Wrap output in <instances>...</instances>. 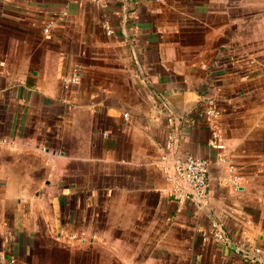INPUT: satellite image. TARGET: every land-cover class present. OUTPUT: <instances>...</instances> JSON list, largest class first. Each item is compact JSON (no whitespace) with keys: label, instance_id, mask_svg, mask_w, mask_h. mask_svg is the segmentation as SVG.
<instances>
[{"label":"crops","instance_id":"obj_1","mask_svg":"<svg viewBox=\"0 0 264 264\" xmlns=\"http://www.w3.org/2000/svg\"><path fill=\"white\" fill-rule=\"evenodd\" d=\"M2 137L0 264H264V0H0Z\"/></svg>","mask_w":264,"mask_h":264},{"label":"built area","instance_id":"obj_2","mask_svg":"<svg viewBox=\"0 0 264 264\" xmlns=\"http://www.w3.org/2000/svg\"><path fill=\"white\" fill-rule=\"evenodd\" d=\"M96 3L100 2V0H92ZM52 26V23H47L44 28L45 32H48ZM110 32V29H108ZM80 81L79 69L74 67L71 72L62 77V86L65 90L69 89L72 85L78 84ZM204 112L207 116L208 122L211 125V134L212 147L218 150V158L220 161L227 164L229 172H231L234 176L231 179L232 184L237 187L239 184V176L236 172V167L228 159L226 154L224 153L225 144L221 139V135L219 130L217 129V119L221 114V110L217 104V100L213 96H208L203 101ZM107 131L105 135H107ZM174 139V135H171L169 140L165 143V149L168 151L172 147V142ZM9 139L2 137L0 138V144L9 143ZM167 155L162 156V160H166ZM166 163L163 165V170L166 174V179L171 182L172 189L175 193L180 197H186L187 193L184 190V185L190 186L196 197L203 199L206 196V189L208 186V160L205 157L197 156V155H187L184 158L174 159L171 163ZM213 235L219 239L224 241L225 234L222 230L217 229L216 225H214V229H212ZM255 253L264 254V250L261 248H256ZM8 264H25L22 261H19L15 258H11L8 260Z\"/></svg>","mask_w":264,"mask_h":264}]
</instances>
